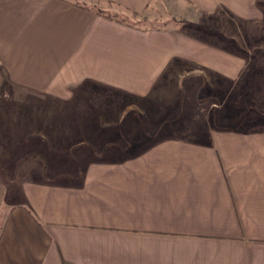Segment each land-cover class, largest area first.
<instances>
[{
	"label": "crops",
	"instance_id": "crops-1",
	"mask_svg": "<svg viewBox=\"0 0 264 264\" xmlns=\"http://www.w3.org/2000/svg\"><path fill=\"white\" fill-rule=\"evenodd\" d=\"M164 1L0 0V119L5 90L33 102L0 124V161L20 164L37 140L67 161L10 182L0 163V264H264V116L231 127L206 117L180 137L132 134L189 119L212 81L244 88L251 76L242 56L178 24L264 10L171 0L170 26L110 14L156 20ZM83 145L95 149L72 158Z\"/></svg>",
	"mask_w": 264,
	"mask_h": 264
},
{
	"label": "rangeland",
	"instance_id": "rangeland-1",
	"mask_svg": "<svg viewBox=\"0 0 264 264\" xmlns=\"http://www.w3.org/2000/svg\"><path fill=\"white\" fill-rule=\"evenodd\" d=\"M169 5L171 6V0H165L162 13L167 14V17L157 18L156 20H151L147 15L118 13L113 10H110V14L131 23L150 24L151 22V24L162 23L170 26L177 19L171 13ZM259 5L264 10V0H259ZM197 21L195 24L189 23L190 25L180 23L178 27L181 30L192 28L191 31L195 34H205L207 32V39L210 38L216 47H222L228 52L237 53L242 56L247 61L246 73L251 75L244 82L245 87L243 88L240 83L236 85L234 82H223L221 86L216 81H212L206 87H200L201 90L199 89L197 94L195 93L194 110L190 114L189 119L178 120L176 122L171 120L164 121L162 125L158 122H144L147 127L144 128L143 125H139L141 127L133 130V136H144V133L145 135L148 134L156 137L187 136L191 135L196 128H199L200 123L203 124L206 117L215 120L216 126L231 127L239 121L240 115L245 117L244 122L246 123L251 122L253 118L257 121L258 118L264 116L263 113H254L253 111L240 113L243 110H253L256 107L264 109V15L257 20H243L227 11L221 10L214 15H205L202 18H198ZM199 83L200 81H188L183 86H189L191 90H196ZM2 100H4L5 106L9 109L6 116H4L5 118L0 119V124L8 122L9 125L12 123L11 108L13 105L26 106L33 103L31 98L25 95L12 94V91L9 90L4 91ZM198 110L201 111L198 112ZM202 110H205V112ZM201 112L205 115H200ZM191 127L194 128L193 131ZM146 144L143 142L142 147L146 146ZM124 146L121 145L120 147ZM99 147L101 148L102 146ZM114 148L117 147H110L108 153L114 151ZM94 149L93 146L83 145L75 148L71 156L72 158H79L91 153ZM21 153L25 157L28 156L30 160L26 159L18 165L0 161L4 165V169H6L5 173H7L8 177L6 179L8 182L21 180L23 177L19 176V171L23 169H44L52 167V165L60 168L67 165V161L64 162L63 160L62 163L60 162V160L65 158L63 152L54 151L53 147L43 145L39 140H37L36 144L26 143L22 146ZM69 155L67 154L66 156ZM69 164V167H75L77 164L79 165V162L70 161Z\"/></svg>",
	"mask_w": 264,
	"mask_h": 264
}]
</instances>
